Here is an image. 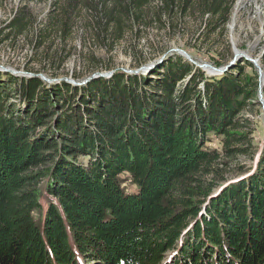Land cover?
I'll use <instances>...</instances> for the list:
<instances>
[{
  "label": "trees",
  "instance_id": "1",
  "mask_svg": "<svg viewBox=\"0 0 264 264\" xmlns=\"http://www.w3.org/2000/svg\"><path fill=\"white\" fill-rule=\"evenodd\" d=\"M233 1L157 0L150 19L197 10L224 25ZM95 2L117 40L123 18L151 6ZM82 6L62 0V26ZM26 27L20 11L7 29ZM199 74L169 57L149 78L116 72L81 88L17 78L22 112L0 90V264H264V147L252 173L222 184L229 160L254 148L238 117L250 79Z\"/></svg>",
  "mask_w": 264,
  "mask_h": 264
},
{
  "label": "rangeland",
  "instance_id": "2",
  "mask_svg": "<svg viewBox=\"0 0 264 264\" xmlns=\"http://www.w3.org/2000/svg\"><path fill=\"white\" fill-rule=\"evenodd\" d=\"M95 1L83 0L89 9L82 6L67 14V25L62 26L64 18L58 14L62 0H0V90L10 92L7 105L16 112L24 109L13 93L17 78H37L48 89L62 83L81 88L88 83L76 86L71 82L82 83L94 74L112 77L121 72L149 78L150 72L169 57H181L199 69L197 82L202 81L201 76L241 72L250 79V99L238 117L245 124L244 130L251 132L254 148L229 160L222 184L252 173L264 147V0H234L224 25L221 19L210 21L197 10L190 17L174 15L154 23L150 13L157 0H151L142 16L123 18L124 33L118 40L105 28L104 12L95 6ZM20 11L27 27L22 33L10 32L7 26ZM180 51L198 65L219 69L231 66L222 74H211L189 62ZM159 61L162 62L151 70L132 73ZM188 79L178 85L181 87ZM155 82L153 78V85ZM206 145L217 149L220 146L214 136ZM123 187L130 192L134 189L128 181ZM41 204L45 205L43 201Z\"/></svg>",
  "mask_w": 264,
  "mask_h": 264
},
{
  "label": "water",
  "instance_id": "3",
  "mask_svg": "<svg viewBox=\"0 0 264 264\" xmlns=\"http://www.w3.org/2000/svg\"><path fill=\"white\" fill-rule=\"evenodd\" d=\"M180 55H182L183 57H185V59H187L189 62H191L192 64H194L196 67H199L201 69H206L208 70L211 74H222L224 73L225 71H227L231 64L230 65H227V67L223 68V69H219V68H215L213 66H210V65H198L197 63H195V61L192 60V58L190 57L189 54H187L186 52H183V51H180ZM162 61H159L157 64L155 65H152V66H149V67H146V68H143L139 71H136V72H132L133 74H138L140 71H148V70H151L153 68H155L156 65H158L159 63H161ZM110 78L111 77V74H94L93 76L87 78L84 82L82 83H78V82H75V81H72L71 83H73L74 85L76 86H81V85H84V84H87L89 82H91L93 79H96V78Z\"/></svg>",
  "mask_w": 264,
  "mask_h": 264
}]
</instances>
